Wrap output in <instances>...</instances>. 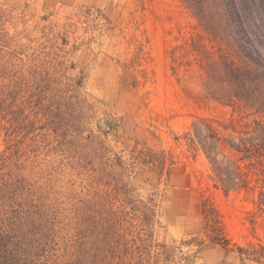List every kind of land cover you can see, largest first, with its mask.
<instances>
[{
	"label": "trees",
	"instance_id": "obj_1",
	"mask_svg": "<svg viewBox=\"0 0 264 264\" xmlns=\"http://www.w3.org/2000/svg\"><path fill=\"white\" fill-rule=\"evenodd\" d=\"M180 1L204 34L191 47L206 95L237 114L229 121L197 119L185 139L208 160L215 189L225 195L253 190L264 213V0ZM6 17L0 10V140L6 144L0 155V264H160L165 245L155 239L156 205L124 181L132 166L111 157L92 134L82 142L95 119L82 94L83 77L66 76L57 56L48 60L38 49L28 54L20 44L12 49ZM97 122L103 133L117 126L107 115ZM72 142L86 148L75 166L88 189L65 203L46 183L38 155ZM223 144L237 159L222 153ZM146 156L141 164L166 170L164 153ZM215 228L212 241L228 250ZM237 250L242 260L264 264V245Z\"/></svg>",
	"mask_w": 264,
	"mask_h": 264
},
{
	"label": "rangeland",
	"instance_id": "obj_2",
	"mask_svg": "<svg viewBox=\"0 0 264 264\" xmlns=\"http://www.w3.org/2000/svg\"><path fill=\"white\" fill-rule=\"evenodd\" d=\"M0 10L12 49L20 44L28 54L38 49L48 60L57 56L66 76L83 77L82 94L95 119L82 142L92 134L111 157L132 166L124 181L156 205L155 239L165 245L160 264H258L242 260L237 250L264 245L255 191L215 189L208 160L185 139L197 119L229 121L237 114L206 95L191 47L204 34L180 0H0ZM106 115L117 126L103 133L97 121ZM5 147L2 138L0 155ZM83 149L72 142L38 155L46 183L65 203L88 189L75 166ZM222 151L237 159L224 144ZM149 152L166 155V170L141 164ZM217 226L228 250L212 241Z\"/></svg>",
	"mask_w": 264,
	"mask_h": 264
}]
</instances>
